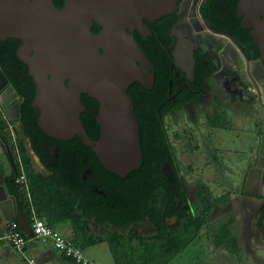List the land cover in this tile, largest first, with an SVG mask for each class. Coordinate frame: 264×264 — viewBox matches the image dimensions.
Here are the masks:
<instances>
[{"label":"trees","instance_id":"trees-1","mask_svg":"<svg viewBox=\"0 0 264 264\" xmlns=\"http://www.w3.org/2000/svg\"><path fill=\"white\" fill-rule=\"evenodd\" d=\"M98 28L95 25L92 31ZM153 34L149 49L140 39L137 42L153 65L154 86L144 88L134 81L127 89L134 105L147 104L148 107L144 111L137 106L136 110L141 161L124 175L108 170L78 135L62 140L47 135L40 128L38 115L31 106L34 82L26 64L16 56L21 39L0 40V67L16 94L21 95L18 122L8 125L0 116V138L5 145L7 160L13 161L15 170L12 177L5 179L7 191L14 196L28 224L32 213L51 227L67 221L71 226L70 238L82 249L88 244L107 242L114 264L167 263L205 228L212 208L211 193L204 185L196 190L192 211L186 206L188 187L178 175L155 114V106L160 102L158 98L165 89L162 74L171 58L167 56L170 50L160 43L158 30ZM242 47L248 58L259 57L252 38L249 48ZM189 99L200 101V96L191 94ZM81 102L86 111L79 116L86 133L95 140L99 135L94 119L97 100L82 93ZM223 117L221 110L216 108L208 122L212 126L224 127ZM56 145L58 150H54ZM29 151L40 167L33 162ZM17 155L26 177L27 190L13 178L20 172ZM163 162L168 163V170L162 169ZM171 217L174 221L169 223ZM261 217H264V208ZM142 221L150 225L151 231L139 229ZM94 223L99 226V233H93L91 225ZM218 229L220 240L228 235L227 224Z\"/></svg>","mask_w":264,"mask_h":264},{"label":"water","instance_id":"water-1","mask_svg":"<svg viewBox=\"0 0 264 264\" xmlns=\"http://www.w3.org/2000/svg\"><path fill=\"white\" fill-rule=\"evenodd\" d=\"M176 1L65 0L59 8L53 0H0V40L21 39L16 56L34 82L31 106L40 128L62 140L78 135L116 174L137 167L141 161L138 124L127 89L134 81L149 88L153 67L130 23L139 27L143 18L152 21L168 14ZM237 10L243 26L251 30L264 66V0H239ZM93 20L101 27L96 33L91 31ZM82 93L99 103L96 118L101 132L96 140L88 136L79 117L84 110ZM20 101L21 95L0 67V108L7 112L12 106L14 112L7 113L10 121L18 122ZM0 214L4 220L16 217L19 227L30 234L5 182L0 184Z\"/></svg>","mask_w":264,"mask_h":264},{"label":"flooded vegetation","instance_id":"flooded-vegetation-1","mask_svg":"<svg viewBox=\"0 0 264 264\" xmlns=\"http://www.w3.org/2000/svg\"><path fill=\"white\" fill-rule=\"evenodd\" d=\"M53 3L56 7L61 8L65 4V0H53ZM238 3L239 0H177L175 9L168 14L155 18L152 21L143 18L142 24L139 27L137 25L134 26V22L130 23L132 34L136 41L140 39L149 49L152 44L151 37L154 36L153 31L158 30L157 37L160 43L163 44L166 49L170 50L167 56L169 58L170 55L171 58L166 62V72L163 70L164 73L162 74L163 86L165 89L164 92H162L163 94L158 98L160 102L155 106V114L161 124L163 135L168 144L173 162V152L168 142L165 127L167 116L187 109L192 110L191 107L193 105H203V103L207 105L210 103V107L203 111V116L209 128H213L210 127L212 125L209 124L208 118L212 115L214 109H225L228 105L236 102V99L232 98V96L240 97V95L242 96V94H244V98L246 99L245 102L248 103L254 102V97L260 102L263 100L260 96V90L257 88L259 85L258 81L251 74L253 71L256 72V69L260 71L259 67L263 66V64L259 57L248 58L244 53L242 45L249 48V45H251V38L253 39V37L251 35V30L243 26V17L238 14L237 10ZM95 25L99 28L96 31H92ZM100 28L99 24L93 20L91 31L96 33ZM145 28L148 29V31H146ZM206 30L224 36L225 34L231 36L233 42L226 36L230 42V44H227V48H229V45H232L233 48L231 50H233L235 54L233 56L227 55V48L224 46L226 44H224L222 40L204 36L202 32ZM225 30H230L231 32L227 33ZM177 49H180L182 52V55H179V57L177 56ZM142 50L145 52L143 47ZM189 51L191 55H188ZM239 56L245 59L246 72L248 75L240 68ZM207 71L208 74L205 75ZM152 74L153 80L149 88L154 86V68ZM191 94L195 96L198 94L200 96V101L189 99ZM208 96L211 98L210 102H207ZM83 106L84 110L80 113L86 111L84 104ZM137 106L145 111L148 105L141 104L140 106L137 104L134 105L133 103V112L136 120L138 115L136 112L138 109ZM98 110L99 103L97 101L94 119L98 124V133L100 135L101 124L96 118ZM185 120L188 124L193 122L192 119L189 118ZM193 136L191 137V134L189 135L188 142L191 141ZM55 148L54 150H58L59 147L56 145ZM194 149L196 150V148ZM190 151L193 153V149ZM12 165L13 161H10L9 171L4 177L5 179L12 177L11 173L15 171ZM175 166L178 175H180L179 167L176 164ZM38 167H40V165ZM162 169H169L167 162L162 163ZM88 171L87 169L86 172ZM191 171L192 169L190 172ZM13 178H15V175H13ZM192 186V184H189L188 188ZM258 229L260 228H257L255 233H257ZM260 230L262 234H264V228Z\"/></svg>","mask_w":264,"mask_h":264},{"label":"crops","instance_id":"crops-1","mask_svg":"<svg viewBox=\"0 0 264 264\" xmlns=\"http://www.w3.org/2000/svg\"><path fill=\"white\" fill-rule=\"evenodd\" d=\"M259 69L260 71L256 69V72L253 71L251 74L258 81L260 96L264 100L263 66H260ZM244 97V94H242V96L240 95V97L232 96V98L236 99V102L228 105L225 109H221V112L224 117H226V120L230 117V120H232V123H235V125H237L238 122L240 123L243 118L250 119L254 124L257 142L253 145L250 144L251 150L246 151L247 148L243 147L245 144L243 138L238 147L232 148L235 154H237L236 151L242 146L239 150L240 153L247 152L246 155H253H251V162L247 164L246 168L238 170L236 169L238 165L231 164V166H226L222 170L220 174L223 181L226 182L224 184V186H226L224 191L213 193L207 188L208 185L205 182V177L209 174L200 173L201 176H204V181H198V186L195 188L193 195L195 201L196 190L203 185L211 193L212 208L205 225V227L208 225L209 227L206 228L205 233H199L185 246L187 247L189 244L195 243L197 238L199 239V245L203 241L202 243L205 245L203 254L204 260L199 261L198 264H264V234H262L260 230L263 228L261 224L263 218L261 217V213L264 208V115L261 114V110L258 106L256 108L252 103L245 102L246 99ZM254 99L258 100L255 97ZM258 102L264 111L261 102L259 100ZM7 109L8 111L5 112L3 108H0V116L8 125H11L10 122L16 121H10L8 114L13 113L14 110L12 106ZM256 116L257 119H255ZM210 127L217 128L219 126ZM228 128L230 127L228 126ZM9 162L10 160H7L5 152V145L0 138V165L2 166L1 170H3V172L0 170V184L5 182L4 177L9 171ZM209 173L211 175V172ZM236 181H238V183ZM233 182L237 183L238 187L236 190L232 191L230 187H232ZM189 206H191L190 203ZM189 211H192V209L190 208ZM168 220L169 223L174 221V219L171 221L170 218H168ZM7 222L8 220H4L0 214V262L4 264H17L16 259L19 256L26 264H30L27 261L28 258L33 259V264H75L54 249L49 241H41L37 238L28 239L23 253L24 256L19 254L3 238V235L8 230ZM141 223L142 226L138 227L142 232L146 230L151 231V228H148L150 225L147 224L146 221H142ZM224 223L228 226V235L220 240L219 234L221 235V232H219L218 228ZM211 224L213 225L212 229ZM91 227L93 233H99V226L96 223L92 224ZM55 228L63 235H65L63 232H66L67 234L65 236L70 237L71 226L69 222H60ZM257 228L260 229L255 233ZM88 245H92L91 247L92 249H96V253L86 256L93 260L114 264L107 242L100 241ZM83 251L85 252L84 248ZM181 251L179 253H181ZM14 255H17V258H15ZM105 256H108L109 261L106 260L107 257ZM174 257L165 264H170ZM193 264H197V262Z\"/></svg>","mask_w":264,"mask_h":264},{"label":"rangeland","instance_id":"rangeland-1","mask_svg":"<svg viewBox=\"0 0 264 264\" xmlns=\"http://www.w3.org/2000/svg\"><path fill=\"white\" fill-rule=\"evenodd\" d=\"M202 33L207 38L211 37L212 39L216 38L218 40H222V42L226 44L224 45L226 48L227 44H230L228 38L224 35L212 33L209 30L203 31ZM232 48V45H229V48H227L226 50L227 55L233 56L235 54V52L231 50ZM238 60L241 70H243L244 73L248 75V73L246 72L245 59L242 56H239ZM210 101L211 98L210 96H208L207 102ZM252 104L255 105L256 108L258 106L261 110V114L264 115V111L262 110L261 105H259L258 100H255V102H252ZM210 105V103H208L207 105H205L204 103L203 105H193L191 107L192 110L182 109L183 111L181 112H176L170 116H167L165 121L168 142L173 152L174 162L179 167L182 181L185 184V187H188L189 184L193 185L191 188H187V190L189 191L188 198L191 206L189 207V203H187L186 206H188L189 209H192L194 205L193 194L195 188L198 186V181H204V176H201L200 173L209 174L206 175L205 182L208 185L207 188L210 189L213 193L217 191H224L226 188L224 184L226 182H224L221 177L220 173L222 172V170L226 166H231V164L238 165L236 167V169L238 170H240L241 168H246L247 164L251 162V155H253H246L247 152L240 153L239 150L242 146H240L238 151H236L237 154H235L232 148L238 147L240 145V141L243 138L245 140V144L243 145V147L247 148L246 151L251 150V145L257 142L254 124L252 123V121H250V119L243 118L240 123L238 122V124L235 125V123H232V120H230V117L228 120H226V117H223L222 122L224 127L220 126L217 128H209V125H207V122H205L204 120L203 111L209 108ZM186 118L192 119L193 122H191V124H188L185 120ZM255 119H257V116ZM228 126L230 128H228ZM190 134L191 137L193 135L194 136L191 141L188 142ZM194 148H196V150ZM192 149L193 153L190 151ZM29 153L32 157L33 162L37 166H39L36 157L31 154L30 151ZM191 169L192 171L190 172ZM209 172H211V175ZM236 182L238 183V181ZM237 183L233 182L230 190H236L238 187ZM173 219V217L170 218L171 221ZM138 226H142V223H139ZM149 227L150 226H148V228ZM207 227H209V225ZM207 227L200 230L199 233H205ZM212 227L213 225L211 224V229ZM63 233H65V235L67 234L66 232ZM202 242L200 244L202 246L201 247L198 244L199 239L197 238L195 243L189 244L181 251V253L176 255L173 260H171L170 264H193L194 262H197L198 264L199 261H203L205 245ZM91 246L92 245H86L84 247V250L86 252V254L84 252L85 255L96 253V249H92ZM16 256L17 255H14L15 258H17ZM105 257H107L106 260L109 261L108 256ZM16 260L17 264H26L25 261L19 256ZM0 264L4 263L0 262Z\"/></svg>","mask_w":264,"mask_h":264},{"label":"built area","instance_id":"built-area-1","mask_svg":"<svg viewBox=\"0 0 264 264\" xmlns=\"http://www.w3.org/2000/svg\"><path fill=\"white\" fill-rule=\"evenodd\" d=\"M264 107V100H261ZM18 158L20 168L19 174L15 177V182L27 190V181L22 170L21 162ZM28 195V192H26ZM30 234L23 231L16 220H8V230L3 238L15 249L19 254L24 253L26 241L30 238H37L41 241H49L54 249L71 259L75 264H107L97 260H93L84 254L83 249L78 246L70 237L63 235L55 227L49 226L44 219L31 215ZM24 256V255H23ZM28 263L33 264V259L28 258Z\"/></svg>","mask_w":264,"mask_h":264}]
</instances>
